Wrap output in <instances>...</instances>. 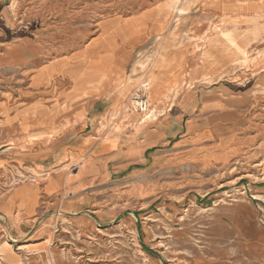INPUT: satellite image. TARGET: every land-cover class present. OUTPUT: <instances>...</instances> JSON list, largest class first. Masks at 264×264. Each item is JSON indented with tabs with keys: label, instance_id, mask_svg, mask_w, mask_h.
Listing matches in <instances>:
<instances>
[{
	"label": "rangeland",
	"instance_id": "rangeland-1",
	"mask_svg": "<svg viewBox=\"0 0 264 264\" xmlns=\"http://www.w3.org/2000/svg\"><path fill=\"white\" fill-rule=\"evenodd\" d=\"M220 1L204 0L185 12L173 10L171 48L183 57L177 74L185 77L175 90L163 80L168 38L162 43L156 39L153 51L136 59L158 52L164 56L148 90V119L142 121L144 115L129 106L134 89L127 99L119 98L130 73L117 75L124 83L117 102L122 115L135 117L136 127L159 125L180 109L176 155L219 146L230 155L228 161L149 163L88 184L79 190L85 201L81 210L68 217H57L59 210L49 215L45 252L23 255L18 264H264V20L225 14ZM79 6L72 0H0V97L21 103L28 95L66 88L69 76L85 75L58 74L48 88L29 92L31 80L51 74L34 75L33 70L70 51L78 41L73 31L84 27L87 16L98 18L104 11ZM78 10L83 11L79 20ZM255 60L256 68L250 69ZM95 75L102 81L108 74ZM102 106L103 111L108 107ZM189 125L191 130L207 128L209 136L194 141L186 133ZM59 199L70 198L62 193ZM82 218L87 222L77 225ZM0 219V264H5V252L17 256L30 238L9 234ZM41 227H33L32 234ZM3 244L9 246L7 251H2Z\"/></svg>",
	"mask_w": 264,
	"mask_h": 264
},
{
	"label": "crops",
	"instance_id": "crops-1",
	"mask_svg": "<svg viewBox=\"0 0 264 264\" xmlns=\"http://www.w3.org/2000/svg\"><path fill=\"white\" fill-rule=\"evenodd\" d=\"M182 1L72 0L83 5L78 9L100 7L104 11L98 18L87 16L84 27L73 31V38L78 41L70 51L62 53L55 62L33 70L34 75L38 71L51 74L38 82L31 80L29 92L48 88L51 78L58 74L85 75L69 76L66 88L28 95L21 103L0 97V217L7 224L9 234L30 238L20 254L14 253L17 256L5 252L2 256L5 264H18L23 255L44 253L50 241L49 215L59 210L57 217H68L81 210L85 201L79 190L88 184L111 180L114 175L149 163H172L179 159L182 163L220 165L228 161L230 155L219 146L210 151L191 150L176 155L180 148L175 146L176 138L182 133V124L177 121L182 122L180 109L159 125L147 123L140 127H136L135 117L119 112L118 91L124 83L118 81L117 75H128L138 57L153 51L156 39L161 42L168 38L171 44L163 80L172 90L185 81V77L177 74L183 57L171 48L175 34L170 26L175 18L173 10H178ZM203 1L191 0L190 7L181 12ZM220 3L225 14L236 13L255 22L264 20V0H221ZM82 12H75L78 20ZM256 62L249 63V68L255 69ZM102 72L108 75L98 81L95 73ZM181 103L186 102L183 99ZM104 104L108 107L103 111ZM191 125L186 133L194 141L209 136L207 128L191 130ZM210 153L218 155L203 159ZM62 193H67L70 199H59ZM18 221L32 222L34 229L37 225L42 227L32 234L33 227L25 222L18 225ZM76 221L77 225L87 222L83 218Z\"/></svg>",
	"mask_w": 264,
	"mask_h": 264
},
{
	"label": "bare ground",
	"instance_id": "bare-ground-1",
	"mask_svg": "<svg viewBox=\"0 0 264 264\" xmlns=\"http://www.w3.org/2000/svg\"><path fill=\"white\" fill-rule=\"evenodd\" d=\"M187 5H189L188 4V0H183L180 3V8L178 10L180 12L183 11V10H186L187 9ZM169 43H170V41H169ZM163 57L164 56L161 55V52H158L157 54H155V56H149V57H146V58H139L138 60H136L134 65H133V67H132V70H131V72L129 74V77L127 78L126 86L122 89L121 93H119V98H122V99L126 98L127 99L128 95L132 92V90L133 89L135 90L139 85H141L143 83H146L148 85V89L153 87L154 84H155L154 72H156L155 69L160 64L162 65L163 59H164ZM144 78L146 80L141 81ZM98 79H99V77H98ZM99 80H101V79H99ZM125 107H127V104L125 105ZM150 116L151 115H149L148 117H150ZM143 117H145V118H143L142 121H144L145 119H148V117L146 118V115H144ZM0 221H1V219H0ZM3 247L4 248L2 249V251L3 250L7 251V249H8L7 247H9V246L3 244Z\"/></svg>",
	"mask_w": 264,
	"mask_h": 264
},
{
	"label": "built area",
	"instance_id": "built-area-1",
	"mask_svg": "<svg viewBox=\"0 0 264 264\" xmlns=\"http://www.w3.org/2000/svg\"><path fill=\"white\" fill-rule=\"evenodd\" d=\"M148 85L143 83L139 85L129 98V106L136 113H144L149 111L150 104L148 99Z\"/></svg>",
	"mask_w": 264,
	"mask_h": 264
}]
</instances>
